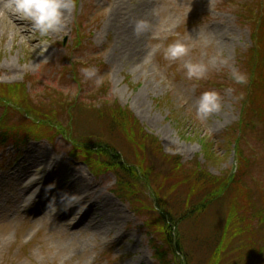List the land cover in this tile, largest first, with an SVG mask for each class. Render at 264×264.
<instances>
[{
  "label": "rangeland",
  "instance_id": "obj_1",
  "mask_svg": "<svg viewBox=\"0 0 264 264\" xmlns=\"http://www.w3.org/2000/svg\"><path fill=\"white\" fill-rule=\"evenodd\" d=\"M76 5L74 12L66 13L65 27L48 37H40L19 17L22 29L0 16V135L7 126L6 141L0 140V264H160L154 246L171 259L166 235L153 225L160 211L157 201L166 193L163 177L172 165L165 155L179 156L187 168L186 180L175 188V197L184 199L194 181L189 178L191 168L201 165L220 177L229 171L235 174L237 151L242 149L251 160L247 187L254 200L259 196L256 205L264 209V125L257 123L232 134L241 110L229 76L234 69L245 71L244 57L254 46V31L264 30V0H76ZM134 13H144L150 27L141 36L133 33L130 41L124 40L120 28L125 29ZM116 15L121 17L114 20ZM131 40L134 51L121 54V46ZM177 40L189 52L169 62L164 49ZM187 63L205 65L206 78L188 80ZM83 68H94L102 83L96 86L85 80ZM205 91L220 94L222 109L201 120L196 107ZM49 93L72 101L70 116L61 107H52ZM105 103L129 108L145 130L158 138L161 151L152 150L144 138L129 141L122 129L116 131L108 124L107 116L88 110L90 105L98 108ZM34 113L57 115L73 134L84 138L112 140L123 159L151 168L150 186L134 192L141 213L117 193L116 175L91 172L70 154L71 144L65 137L53 131L49 138H36L25 124ZM202 143L215 147L213 159H206ZM31 153H45L49 158L37 173L41 193L24 208L14 198L13 176L26 166ZM83 186L89 187L88 197L75 192ZM197 200V195L192 197V204ZM102 201L114 204L113 216L121 218L109 232L96 233L92 227L102 220L97 213ZM230 203L223 197L197 217L191 214L179 223L176 233L182 252L175 264H208L218 255L219 245H228L219 264H264V230L260 231L262 224L252 213L246 216L252 222L248 235L246 230L235 235L238 231L232 227L231 235L221 238L217 227L227 225ZM179 208L182 215L188 211L181 204ZM238 212L244 213L242 206Z\"/></svg>",
  "mask_w": 264,
  "mask_h": 264
},
{
  "label": "trees",
  "instance_id": "obj_2",
  "mask_svg": "<svg viewBox=\"0 0 264 264\" xmlns=\"http://www.w3.org/2000/svg\"><path fill=\"white\" fill-rule=\"evenodd\" d=\"M244 7L251 9V6L248 4H244ZM250 14H252V12H250ZM247 20L249 24L252 26L254 25L252 18ZM253 39L254 46L250 50L249 56L244 57V65H246L244 72L250 77V82L246 86L237 85L233 81L231 84L235 89L241 110L240 120L232 128V134H236L237 132L240 133L243 130L255 126L257 123H262L264 125V30L261 28L260 32V29H256L253 34ZM77 67L78 65L75 64L74 68L76 69ZM48 95L52 99V107L57 105L61 107L62 110H66V114L69 116L71 115L72 101H70L69 98L64 97V95H59L58 97H52L53 94L51 95L50 93ZM241 95L243 99H239ZM61 102L62 105L60 106L59 103ZM88 110H92L97 116H107L108 124L110 123L116 131L122 129L129 141L135 138L136 140L144 138L150 142L151 146L153 145L151 147L152 150L156 149L157 151H161L158 138L145 130L129 108L120 106V104L117 103L113 105L105 103V105H99L98 108L95 107V105H90L88 106ZM53 111L54 110H51L50 112ZM58 119L59 117L57 115L52 117L51 115L34 113L33 120L25 124L28 126L29 130H33L35 136H37L36 138H49L48 134L53 131L65 137L71 144L70 154L75 160L86 163L94 174L100 175L113 172L118 179L117 193L121 197L124 196L131 204L132 209L140 214L141 209L137 206L138 198L136 199V194H134V192L139 187L150 186L148 178L149 169L151 171V168L142 163L135 164L123 159L122 152L114 141H108L101 136H88L84 138V135L73 134L70 131V127L64 125ZM5 127L7 126H3L4 132L2 131L4 134L0 135L1 143L6 141L7 131L5 132ZM113 136L116 137L118 135ZM242 136L241 134L239 138ZM51 138H54V136ZM239 138L236 140L239 141ZM202 145L206 159H213L215 147L212 143L210 145L202 143ZM142 149H144V146H142ZM237 152L239 168L238 172L235 174L229 171L224 176L220 177L213 175L201 165H196L194 169L191 168L192 177L189 178H192L194 181L188 196L184 197V199H180L179 196L175 197V195L178 194L175 188L178 187L177 185L183 184L182 179L186 180L183 178V175L187 168L185 164L181 162L179 156L170 157L165 155L168 163L172 165L169 169V173L167 172L168 174L163 177L164 180H167V182H163V186H166V193L157 201L160 211L155 217V223L153 225H158L161 230L159 231H163L162 234L166 235V243L172 248V258H167V255H169L168 253L165 254L164 252H160L157 246H154L156 251L155 258L159 260L160 264H175L181 259L180 253L182 252V248L180 247V241L176 233L179 223L191 217V214L197 217L206 208L208 209L211 204L223 199V197L229 198L231 203L230 211H228V220L226 221L227 225L221 224L217 227V229L221 231V238L227 239V235H231L229 232L232 227L238 231L233 232L235 235L236 233L237 235L241 234L245 230L246 235H248L252 227V222L246 219V216L250 213L262 224L260 231L262 232L264 230V209L262 205H256L255 201L257 198H260L257 196L254 200L252 195L253 191L247 187L245 181L247 166L248 163L250 164L251 160L250 158H246L242 149L239 148ZM170 180H175V182L171 183L169 182ZM176 181H179V183ZM167 192H172L173 197H171L170 194L167 195ZM196 195L198 196V200L192 204V197ZM180 204L185 207L186 211L188 210L187 212H183L184 215L180 213V208L178 210L176 209ZM240 206L244 209L243 214L238 212ZM236 218L237 220H235ZM227 232L229 234H227ZM216 234L217 233L214 232L213 236L215 237ZM261 239L264 241V235L261 236ZM221 242L222 241H220V243ZM227 248L228 245H219L216 250L218 255H214L212 257L213 259L208 261V264H219L221 261V254L225 252Z\"/></svg>",
  "mask_w": 264,
  "mask_h": 264
},
{
  "label": "clouds",
  "instance_id": "obj_3",
  "mask_svg": "<svg viewBox=\"0 0 264 264\" xmlns=\"http://www.w3.org/2000/svg\"><path fill=\"white\" fill-rule=\"evenodd\" d=\"M11 11L21 20L28 21L34 32L40 37H48L50 34L59 32L65 27V15L76 10V0H8ZM146 20H137L134 24V34L139 37L149 29ZM189 52V48L177 40L169 44L163 52L164 59L172 62L180 60ZM222 64L227 61H221ZM186 77L188 80L199 81L206 78L207 68L201 63H187ZM81 72L87 81H93L96 86L102 83L94 68H83ZM230 79L237 85L246 86L250 82L247 73L240 70H232ZM239 99H243L241 95ZM222 109L221 96L216 91H205L199 97L196 107V115L204 120Z\"/></svg>",
  "mask_w": 264,
  "mask_h": 264
},
{
  "label": "bare ground",
  "instance_id": "obj_4",
  "mask_svg": "<svg viewBox=\"0 0 264 264\" xmlns=\"http://www.w3.org/2000/svg\"><path fill=\"white\" fill-rule=\"evenodd\" d=\"M0 16H6L5 19H10L14 23L15 27H17L18 29H22L23 22L16 20L18 19V16L15 15L9 8L8 0H0ZM120 17L121 16L116 15L113 17V19L118 20ZM144 17V13H134V16L129 20V23L126 25L125 29L120 28L122 30V37L124 40L130 41L131 36L134 33L133 27L136 20H144ZM31 40L34 41V39L32 38ZM120 50H123L120 53L125 54V56L128 53L133 52V40L126 44L125 47L121 46ZM48 158L49 157L46 156L45 153H31L29 156L27 155L26 166L17 170V172L13 176L15 184L17 185V192L14 198L21 201V204L24 208L31 206L41 193L42 186L38 185L41 178L37 177V173L46 165ZM75 190L78 196L88 197L89 187L83 186V188L79 187L77 189L75 188ZM100 204L101 206L97 209V213L98 217L102 220L101 222L95 224L92 228L96 233H105L109 232L113 227L114 221H119L121 217L113 216V207L115 206L110 201H102ZM44 209L45 207L41 208L40 211H44Z\"/></svg>",
  "mask_w": 264,
  "mask_h": 264
}]
</instances>
